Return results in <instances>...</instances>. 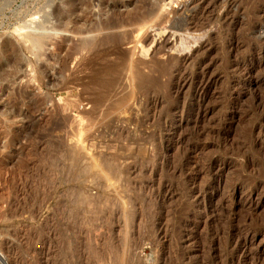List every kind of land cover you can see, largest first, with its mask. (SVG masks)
Masks as SVG:
<instances>
[{"label":"rangeland","instance_id":"1","mask_svg":"<svg viewBox=\"0 0 264 264\" xmlns=\"http://www.w3.org/2000/svg\"><path fill=\"white\" fill-rule=\"evenodd\" d=\"M136 1L0 0V264H264V0Z\"/></svg>","mask_w":264,"mask_h":264},{"label":"bare ground","instance_id":"2","mask_svg":"<svg viewBox=\"0 0 264 264\" xmlns=\"http://www.w3.org/2000/svg\"><path fill=\"white\" fill-rule=\"evenodd\" d=\"M111 1V2H110ZM102 0V2H101V4H100V11H98V14H97V17H98V20L97 19H94V20H92L91 19V16H90V18L88 17L89 16V14H87V32H100L101 33V31L103 32V31H113V30H115V29H119V27L124 23V20L123 19H120V18H118V16H119V14L117 13V11H118V9L116 10V5L117 6H119L118 5V0ZM133 1V0H132ZM138 1H140V0H138ZM138 1H136V2H138ZM188 1H190L189 2V4H188V6H191V5H194V4H199L200 3V0H188ZM204 1V0H203ZM98 2V1H97ZM233 2V1H232ZM87 3H88V0H87ZM140 5H141V10H144V14L145 15H147V16H151V14L153 13V9L150 7L149 8V4L147 3L146 4V1L145 0H143V1H140ZM231 3V2H230ZM131 4V3H130ZM99 6V5H98ZM97 6V7H98ZM232 6V5H231ZM186 7V6H185ZM99 8V7H98ZM107 8L109 9V11L111 12V14H110V16L108 15V17L106 16L105 18H102V12L101 11H104L103 9H106L107 10ZM88 9V8H87ZM87 12H88V10H87ZM40 14H41V16H42V11L40 10V11H37L36 12V14H33V15H36V17H34V18H32L31 20H29L30 22H32L33 24H35L34 26H33V31H27L26 32V34H25V37H26V40L29 42V50L32 52V53H34L35 55L36 54H39V52H40V50H41V45H42V43H41V36L43 35V33H44V26H43V23H40V22H34L33 20H39L40 19ZM118 14V15H117ZM121 14V13H120ZM121 16V15H120ZM149 16V17H150ZM122 20V21H121ZM133 21V20H132ZM127 22V21H126ZM125 24V23H124ZM123 26V25H122ZM24 28H26V29H28L29 27H30V23H29V27H28V24H25L24 26H23ZM124 27V26H123ZM114 32H116V31H114ZM107 33V32H106ZM92 34V33H91ZM94 34V33H93ZM111 37V36H110ZM110 37H104L105 39L106 38H110ZM98 39V38H97ZM97 39H95V40H97ZM91 40V39H90ZM89 40V41H90ZM98 40H100V39H98ZM107 40V39H106ZM113 40V39H112ZM101 41V40H100ZM103 41V40H102ZM95 42V41H94ZM105 42H107V41H105ZM88 44H90L91 45V42H89ZM104 44V43H103ZM104 45H106V44H104ZM111 45V44H110ZM141 45V44H140ZM8 46H9V41H6L5 43H3L2 45H0V55L1 54H3L4 52H6L7 51V49H8ZM92 46H93V44H92ZM89 48H90V46H88ZM107 47V46H106ZM116 47V46H115ZM145 50V49H144ZM143 50V51H144ZM105 56V55H104ZM177 60V59H176ZM181 63L182 62H185L186 60H188L186 57H180V59H178ZM137 64V63H136ZM136 64H135V66H136ZM134 65H133V67H132V69H136V68H134L135 67ZM138 67V66H137ZM130 68V67H129ZM162 68V67H161ZM160 68V69H161ZM150 69V68H149ZM133 70V71H134ZM139 70H140V68H138V74H139ZM135 72V71H134ZM133 72V73H134ZM137 72V71H136ZM163 72H165V71H163ZM142 72H141V70H140V76L142 75L141 74ZM134 76H136V74H133ZM206 75H207V73H206V71L205 70H203V71H201V72H199V73H197V75H195V77H191V78H186V77H181V78H179V79H177V87L175 88V89H177L178 91L181 89V88H183V87H185L187 84V86L186 87H188L189 86V83H193V81H198L199 82V85L201 84V85H205V84H209L208 82V80L209 79H207V77H206ZM133 76V77H134ZM137 77H139V76H137ZM133 79H135V77L133 78ZM136 80H137V78H136ZM148 80V79H147ZM135 81V80H134ZM154 82V81H153ZM109 83H111V82H108L107 83V85L109 84ZM197 83V82H196ZM192 85V84H191ZM197 85V84H196ZM108 86H110V85H108ZM198 86V85H197ZM197 86H195V87H197ZM206 86V85H205ZM175 87V86H174ZM190 88V87H189ZM198 89V88H197ZM200 90V89H199ZM176 92V91H175ZM201 92V91H200ZM167 93V92H166ZM171 93V92H170ZM191 94V93H190ZM189 94V95H190ZM198 98H200V100H198V103H199V101H202L203 100V97H200V96H198ZM231 98V97H230ZM229 98V99H230ZM197 100V99H196ZM157 105V104H156ZM161 105V104H160ZM181 106V105H180ZM197 107H199V106H197ZM170 108V107H169ZM209 108V107H208ZM214 108V107H213ZM216 108V107H215ZM181 109V108H180ZM168 110V109H167ZM184 111V110H183ZM169 112V111H168ZM182 112V111H181ZM201 112V111H200ZM203 112H205V110L203 111ZM166 114H168L167 112H166ZM165 114V115H166ZM203 114V113H202ZM162 115V114H161ZM169 115V114H168ZM167 115V116H168ZM200 115H201V113H199V112H197V115L196 116H199L200 117ZM173 116V115H172ZM166 117V116H165ZM161 119V118H160ZM194 196V195H193ZM199 196V195H198ZM192 197V196H191ZM195 197V196H194ZM193 198V197H192ZM192 200V199H191ZM203 201H204V199H202ZM201 200V201H202ZM192 201H194V200H192ZM202 201V202H203ZM205 202V201H204ZM207 203V202H206ZM192 204H193V202H192ZM195 204H198V203H195ZM200 204V203H199ZM203 205V204H202ZM206 206V205H205ZM203 207V206H202ZM205 208V207H204ZM204 210V209H203Z\"/></svg>","mask_w":264,"mask_h":264}]
</instances>
